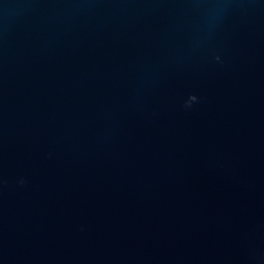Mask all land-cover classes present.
I'll return each mask as SVG.
<instances>
[{"label": "water", "instance_id": "water-1", "mask_svg": "<svg viewBox=\"0 0 264 264\" xmlns=\"http://www.w3.org/2000/svg\"><path fill=\"white\" fill-rule=\"evenodd\" d=\"M0 264H264V0H0Z\"/></svg>", "mask_w": 264, "mask_h": 264}, {"label": "clouds", "instance_id": "clouds-1", "mask_svg": "<svg viewBox=\"0 0 264 264\" xmlns=\"http://www.w3.org/2000/svg\"><path fill=\"white\" fill-rule=\"evenodd\" d=\"M198 102H199V101H198V98H197L195 95H192V96H190V97L188 98V100L185 102L184 107H185L186 109H190L194 103H198ZM18 184L21 185V186H23V185L26 184V181L23 180V179H21V180L18 181Z\"/></svg>", "mask_w": 264, "mask_h": 264}]
</instances>
